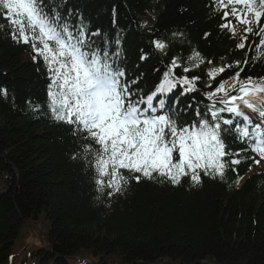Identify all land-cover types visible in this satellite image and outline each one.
Here are the masks:
<instances>
[{"label":"trees","instance_id":"16d2710c","mask_svg":"<svg viewBox=\"0 0 264 264\" xmlns=\"http://www.w3.org/2000/svg\"><path fill=\"white\" fill-rule=\"evenodd\" d=\"M69 9L91 32H101L92 38L97 45L104 34L113 41L119 36L120 66L144 95L173 57L190 67L189 56L200 53L205 63L187 73L200 77L199 91L180 97L178 108L186 111L174 117L178 124L193 121L197 104L203 110L208 103V68L243 61L247 52L241 78L264 77V49H236L242 26L236 24V37L222 31L225 21L213 0H67ZM0 25V88L7 90L0 95V264H70L79 255L91 264H264V173L257 164L237 166L244 177L239 186L228 170L223 180L202 176L196 186L187 177L179 185L130 178L113 195L98 190L85 154L95 145L52 117L43 61L34 62L31 48L13 41L2 15ZM152 40L168 46L159 52ZM237 70L221 74L213 87ZM229 143L233 151L242 147ZM41 216L49 223L46 243L18 255L22 227Z\"/></svg>","mask_w":264,"mask_h":264},{"label":"snow or ice","instance_id":"6c2138e0","mask_svg":"<svg viewBox=\"0 0 264 264\" xmlns=\"http://www.w3.org/2000/svg\"><path fill=\"white\" fill-rule=\"evenodd\" d=\"M66 3L0 0V15L11 29L13 41L28 45L34 62L43 61L52 117L70 126L74 136L83 134L95 145L86 147L85 154L91 156L89 164L95 169L98 190L109 188V195H113L130 178L179 185L187 177L196 186L202 176L223 180L228 170L236 173L239 186L244 177L237 166L248 160L259 165L264 160V77L241 78L249 63L247 52L243 61L207 69L205 87L212 90L203 96L208 103L203 110L197 104L193 121L178 124L174 117L186 111L178 108L180 97L199 91L200 77L187 73L205 63L200 53L189 56L190 67H182L173 57L154 90L144 95L143 90L133 88L138 79H126L120 66L119 36L113 41L104 34L97 45L92 38L101 37V32H91L73 10L65 12ZM213 3L225 21L220 25L222 31L236 37V24L242 26L236 49H264V0ZM250 36L257 39L249 41ZM113 43L116 47L111 50ZM151 44L159 52L168 46L159 40ZM147 58V54L141 55L142 60ZM234 67L238 70L233 76L213 87L221 74ZM177 69L185 74L178 76ZM177 89L179 96L169 104ZM0 95L7 96V90L0 88ZM229 142L242 147L233 151ZM258 171L264 173V167Z\"/></svg>","mask_w":264,"mask_h":264},{"label":"rangeland","instance_id":"374dc122","mask_svg":"<svg viewBox=\"0 0 264 264\" xmlns=\"http://www.w3.org/2000/svg\"><path fill=\"white\" fill-rule=\"evenodd\" d=\"M49 223L41 216L38 219L28 221L21 230L16 242L19 251H25L29 247L45 244ZM20 242V243H19ZM81 258H73L70 264H86ZM90 261L93 259H89ZM88 261V262H90ZM94 261V260H93Z\"/></svg>","mask_w":264,"mask_h":264}]
</instances>
